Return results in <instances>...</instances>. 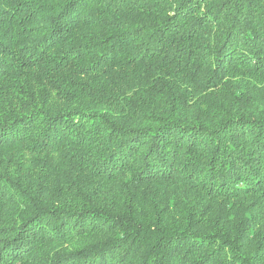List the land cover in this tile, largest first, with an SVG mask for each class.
Returning <instances> with one entry per match:
<instances>
[{
    "label": "trees",
    "instance_id": "1",
    "mask_svg": "<svg viewBox=\"0 0 264 264\" xmlns=\"http://www.w3.org/2000/svg\"><path fill=\"white\" fill-rule=\"evenodd\" d=\"M0 264H264V0H0Z\"/></svg>",
    "mask_w": 264,
    "mask_h": 264
}]
</instances>
